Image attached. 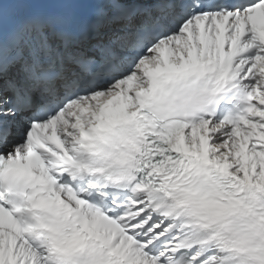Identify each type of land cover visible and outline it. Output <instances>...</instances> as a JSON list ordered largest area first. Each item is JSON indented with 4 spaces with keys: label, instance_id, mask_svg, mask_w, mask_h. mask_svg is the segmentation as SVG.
<instances>
[{
    "label": "snow or ice",
    "instance_id": "snow-or-ice-1",
    "mask_svg": "<svg viewBox=\"0 0 264 264\" xmlns=\"http://www.w3.org/2000/svg\"><path fill=\"white\" fill-rule=\"evenodd\" d=\"M0 264H264V0H0Z\"/></svg>",
    "mask_w": 264,
    "mask_h": 264
}]
</instances>
